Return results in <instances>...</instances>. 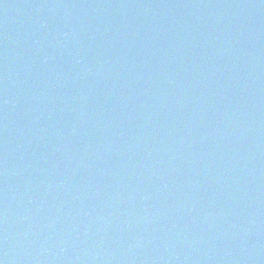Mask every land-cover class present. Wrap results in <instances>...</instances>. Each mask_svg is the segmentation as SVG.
I'll return each mask as SVG.
<instances>
[{
    "label": "water",
    "instance_id": "1",
    "mask_svg": "<svg viewBox=\"0 0 264 264\" xmlns=\"http://www.w3.org/2000/svg\"><path fill=\"white\" fill-rule=\"evenodd\" d=\"M3 264H264V0H0Z\"/></svg>",
    "mask_w": 264,
    "mask_h": 264
},
{
    "label": "snow or ice",
    "instance_id": "2",
    "mask_svg": "<svg viewBox=\"0 0 264 264\" xmlns=\"http://www.w3.org/2000/svg\"><path fill=\"white\" fill-rule=\"evenodd\" d=\"M0 264H3V262H2V261H0Z\"/></svg>",
    "mask_w": 264,
    "mask_h": 264
}]
</instances>
